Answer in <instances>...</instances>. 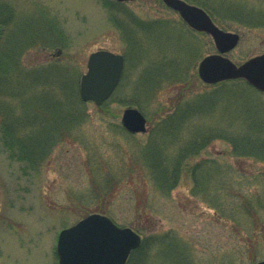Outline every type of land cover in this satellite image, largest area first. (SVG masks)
<instances>
[{
    "label": "rangeland",
    "instance_id": "374dc122",
    "mask_svg": "<svg viewBox=\"0 0 264 264\" xmlns=\"http://www.w3.org/2000/svg\"><path fill=\"white\" fill-rule=\"evenodd\" d=\"M105 1L115 3L0 0V5L14 9L18 23L24 22L20 25L23 30L40 29L42 24L58 29L53 33L55 46L27 52L22 64L43 72L54 69L48 82H41L30 94L56 83L53 85L64 91L79 116L67 136L54 142L35 168L12 160L0 141V264H58L60 231L96 213L141 235L140 258L131 255L127 264H168L176 250L186 255L190 264H255L264 260V226L254 227L251 219L240 216L241 227L234 226L227 217L234 199L222 195L224 208L218 213L203 195L193 194L189 173L192 166L207 163L211 166L210 184L214 183L211 190L219 188V177L227 176L238 185L243 183V188L264 191V183L255 179L264 175L263 161L237 157L227 139L213 140L188 160L190 170L182 169L181 180L168 194L160 192L148 168L136 164L142 166L141 149L155 139L167 142L165 149L173 152L170 137L160 134L166 124L163 119L174 111L176 100H201L198 102L206 109L193 118L191 126L195 127L186 130V136L213 127L239 138L251 133L254 125H264V93L243 82L204 84L198 65L205 56L217 53L214 42L209 35L192 30L162 0H135L111 8L104 6ZM187 1L202 2L217 16L223 6L264 11V0ZM3 15L0 45L8 42L18 24L15 18L10 21L7 13ZM232 26L230 31L241 38L226 55L229 59L241 64L264 54V27L238 22ZM127 28H135L140 44H131ZM99 50L126 57L121 84L104 110L93 102H83L79 93L89 55ZM152 63H164L165 70L144 83L140 77ZM174 63L176 67L169 65ZM13 106L17 112L21 110L20 102L14 101ZM130 107L138 108L147 118L146 133L131 134L122 126L123 112ZM105 188L111 194L104 195ZM261 215L264 221V213Z\"/></svg>",
    "mask_w": 264,
    "mask_h": 264
},
{
    "label": "trees",
    "instance_id": "16d2710c",
    "mask_svg": "<svg viewBox=\"0 0 264 264\" xmlns=\"http://www.w3.org/2000/svg\"><path fill=\"white\" fill-rule=\"evenodd\" d=\"M196 3L205 8L213 19H216L218 24L226 30L233 29V22L248 27H264V11L262 10L232 9L230 6H223V12L218 13L217 16L202 2ZM113 4L119 5L116 2H104V6L107 8H111ZM120 6L124 5L120 4ZM3 13L8 14L10 21L14 18L16 21L14 9L8 4L0 5V23L2 25L4 24ZM221 20H224L225 23ZM21 24H24V22L16 24L17 28L8 42L0 45V141L2 150L12 160L25 162L30 168H35L39 165V162L42 163L47 157L52 144L63 140L67 136V131L72 128L73 122L79 120V116L73 109V102L67 96H64V91L53 85L56 83H49V86L41 87L38 91L30 94L34 88L40 86L41 82H48L47 78H51L50 75H52L54 69L50 70V68L45 72L36 68L27 69L22 64V58L33 49H45L55 46L53 33L57 32L58 29L54 25L42 24L40 29L33 27L23 30V28H20ZM121 26L122 24H120ZM134 30L135 28L129 31L127 28L126 32L131 44L135 45L136 43L137 45L141 41L136 39ZM153 63L150 69L140 77L144 83L151 79L155 73L159 74L165 70L164 63ZM177 63L169 65L176 67ZM240 82L246 85L244 81H228L218 85L240 84ZM32 84H35V86L31 87ZM14 101L20 102L21 110L18 112L13 106ZM198 101L176 100L174 111L163 119L166 124L161 128L163 133L160 135L170 137V141H172L170 144L175 146L173 152L169 153L165 149V143L167 142L163 143L156 139L147 148L141 149V156L143 155L141 159L142 166H139V162L136 164L139 168L149 169L147 170L151 180L155 182L163 194H168L176 188L182 178V169L190 170L187 168L188 160L198 156L208 147L211 141L216 139H227L226 141L232 145L233 154L237 157L264 162V125H254L251 133L239 138H236L232 133L213 127L200 128L192 132L191 136H186L184 132L195 127L191 126L193 118L201 116L203 110L206 111L205 107ZM107 104L100 107V109L104 110ZM185 122L188 123L184 124ZM35 123L38 126L33 128L31 125ZM210 167L207 166V163H198L192 166L189 173L193 182V194L196 196L203 195L204 201L209 204L212 203L218 213L223 212L225 197L233 198L234 200L228 210L231 216H227L230 223L236 227H241L242 223L238 219V216H240L251 219L254 227L264 226L261 215L262 212L264 213V191L248 186L243 188V183L238 185L232 178L227 176L219 177V181L216 182L219 188L215 187L214 190H211L210 187L214 183L210 184L212 181L209 174ZM202 169L205 171L203 174L200 173ZM255 179L260 181L259 184L264 183L263 174ZM103 194L107 196V194H111V191L109 188H105ZM222 195L225 197L222 198ZM141 251V248L135 251L132 258L135 256L136 260L140 258L138 255L141 254ZM170 258L168 264H190L187 256L179 250L173 251ZM134 264H138V262Z\"/></svg>",
    "mask_w": 264,
    "mask_h": 264
},
{
    "label": "water",
    "instance_id": "95a60500",
    "mask_svg": "<svg viewBox=\"0 0 264 264\" xmlns=\"http://www.w3.org/2000/svg\"><path fill=\"white\" fill-rule=\"evenodd\" d=\"M119 3L134 0H116ZM177 11L193 30L204 32L214 39L218 53L204 57L198 66L203 83H217L242 79L264 92V54L237 65L225 56L240 41L238 33L220 28L201 7L185 0H163ZM0 24V35H1ZM88 71L81 77L80 96L84 102L102 106L118 87L125 68V57L100 50L90 54ZM122 125L131 134L147 132V118L138 108H127ZM142 244L141 236L128 227H120L109 217L91 214L77 224L62 230L58 236V264H126L131 253ZM257 264H264L261 261Z\"/></svg>",
    "mask_w": 264,
    "mask_h": 264
},
{
    "label": "bare ground",
    "instance_id": "6f19581e",
    "mask_svg": "<svg viewBox=\"0 0 264 264\" xmlns=\"http://www.w3.org/2000/svg\"><path fill=\"white\" fill-rule=\"evenodd\" d=\"M79 86H80V84H79ZM132 254V253H131Z\"/></svg>",
    "mask_w": 264,
    "mask_h": 264
}]
</instances>
